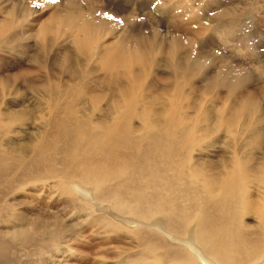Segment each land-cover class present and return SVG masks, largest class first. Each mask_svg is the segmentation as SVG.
<instances>
[{
	"label": "bare ground",
	"instance_id": "bare-ground-1",
	"mask_svg": "<svg viewBox=\"0 0 264 264\" xmlns=\"http://www.w3.org/2000/svg\"><path fill=\"white\" fill-rule=\"evenodd\" d=\"M115 1L136 0H108ZM124 6L119 5L128 11ZM61 11L50 22L67 30L83 66L93 60L99 66L89 70V80L68 88L51 76L39 85L24 80L27 73L0 77V100L5 87L9 90L23 79L47 108L39 123L28 112L0 109V139L13 128L36 126L27 141L16 143L9 137L0 143V193L10 197L29 186L57 188L65 208L79 216L103 215L98 225L107 223L137 237L139 252L123 264H264V85L259 97L248 92L251 70L218 65L178 35L167 43L132 28L120 37L112 14ZM105 24L110 28L106 34L120 38L117 42L98 39ZM233 26H220L231 41L255 39V34H230ZM13 28L14 18L7 13L0 22L2 48ZM59 32L40 28L36 39L42 51L53 49L64 35ZM41 52L31 60L37 68L48 63ZM73 59L66 57L59 67L68 78L79 79L85 71H74ZM249 61L261 63L252 57ZM160 62L171 79L149 96L145 84ZM98 73L96 84L102 91L94 92L88 83ZM199 78L208 82L198 102L191 103L185 87ZM213 91H225L226 100L206 101ZM2 211L10 216L3 224L11 232L8 240L0 233V264L13 259L15 243L37 258L57 254L60 227L70 219L66 214L57 223L49 217L50 223L17 215L10 203ZM249 216L256 221L252 227L244 221Z\"/></svg>",
	"mask_w": 264,
	"mask_h": 264
},
{
	"label": "rangeland",
	"instance_id": "rangeland-1",
	"mask_svg": "<svg viewBox=\"0 0 264 264\" xmlns=\"http://www.w3.org/2000/svg\"><path fill=\"white\" fill-rule=\"evenodd\" d=\"M165 1L136 0L131 3L123 2L124 6L119 1L108 2V0H0V22L3 21L7 13H12L14 18V28L5 34L6 44L3 45V48L0 45V67H3L0 70V77H6L9 80L21 73L29 74L24 80L34 84L36 81L39 85V83L44 84L46 79L51 76L55 83L62 88H68V84L77 86L81 81L89 80V70L96 69L99 65L95 64V60H93V64L83 66L84 62L76 53L71 39L68 38L67 30L60 23H51L50 21L54 13L62 12L61 9L63 11H80L84 14L98 11L114 15L119 21L120 31L118 34L120 37L132 28L139 34H154L160 41L166 40L167 43L174 35H178L182 40L184 39L183 41L187 45L192 42L195 46L194 50L200 56L209 57L218 65L228 64L231 67L248 68L253 73V83L247 88V91H251L259 97L260 89L264 85V75H262V71H264L262 69V65L264 67V0H189L186 3H184L185 0ZM119 5L128 7L129 10L123 12ZM222 11L228 15L221 17L220 12ZM229 23L236 25V27L233 26L234 31L230 30V34H255L256 40H249L248 43H245L236 42L233 38L231 41V36L228 37L220 30L221 25ZM44 25L51 28L53 32H57L59 28V34H64L55 42L50 56L48 53L51 51H42L36 39L40 28ZM108 26L109 24H105L101 27L103 30H99L98 39L103 37V44L115 43L117 39H120L106 34V31L110 29ZM105 35L106 37H104ZM184 50L182 49V51ZM38 52L46 57L45 61L48 63L37 68L31 60ZM71 56L74 57L73 70L85 71V74L79 79L68 78L67 74L59 67L60 62ZM250 57L253 60H261V63L250 65ZM159 64L157 69L152 71L153 76L150 75L148 83L145 84L149 96H154L152 92H161L168 86V83L164 81L171 79L163 62ZM100 74L98 73L88 83V87L90 86V90L94 92L102 91L96 84ZM201 79L199 78L194 84L190 83V86L185 87V93L191 99V103L198 102L201 90L206 87L207 83L204 82L207 79L205 81L204 78ZM24 80H20L9 90L5 87L4 98L0 100V109L4 112V109L9 106L14 111L28 112L31 118H39V123L44 118L43 114L47 108L39 95L31 94L28 86L24 84ZM145 87L143 90H139L141 95L145 93ZM13 92H17L21 96L17 97ZM148 95L144 96L148 97ZM226 97L225 91H213L210 95L205 96L208 102L213 99L224 101ZM28 123L33 125L32 121ZM35 128V125L29 128H13L14 132L8 137L0 139V143L5 144L9 137L16 143L27 141V138L35 133ZM14 134L18 141L13 139ZM230 142L232 141L230 140ZM220 154L221 152L218 153V155ZM255 190L253 188L252 192H256ZM56 191L57 188L51 190L49 186L48 189L42 190H36L29 186L23 193L10 197L0 193V233L5 235L7 240L11 227L3 224L10 219V216L2 211L6 203L14 206L17 215L26 214L30 219L40 217L42 221L54 223L57 217L56 220L61 222L65 214L70 218H65L66 221L62 222L60 227V240L57 243L60 248L57 249V254L48 253L42 258H37L32 255V251H26L27 249L21 248L23 245L15 243L16 248L11 252L13 259H10L9 264H123V260L139 252L140 248L137 243L139 240L136 236L134 237L123 229L113 230L112 225L107 223L98 225L97 221L104 218L103 215H94V217H89L87 213L77 215L75 209L65 208L62 198ZM51 216L54 222L48 220ZM105 219L111 220L110 217H105ZM244 221L249 227L256 224L253 216L246 217ZM251 264H258V262L252 261Z\"/></svg>",
	"mask_w": 264,
	"mask_h": 264
}]
</instances>
